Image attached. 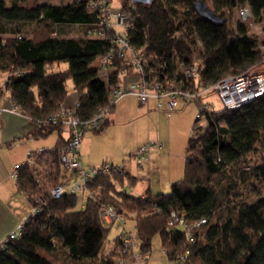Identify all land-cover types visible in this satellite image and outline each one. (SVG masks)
I'll use <instances>...</instances> for the list:
<instances>
[{
	"label": "trees",
	"instance_id": "1",
	"mask_svg": "<svg viewBox=\"0 0 264 264\" xmlns=\"http://www.w3.org/2000/svg\"><path fill=\"white\" fill-rule=\"evenodd\" d=\"M55 1L29 4V0H0V79L8 77V97L19 106L20 116L41 121L38 125L30 121L34 127L26 136L34 138L65 130L47 117L68 101L69 79L79 102L77 115L87 118L108 105L99 60L113 35L106 34L100 10L89 5L92 0ZM196 1L153 0L143 4L118 0L114 7L111 0L109 6L114 11L134 7L127 34L122 33L123 26L114 32L142 47L155 68L165 63L173 68L175 60L196 55L200 61L198 83L240 74L261 63L264 51L249 35L247 24L238 21L231 26L229 14L247 5L252 16L260 19L264 0H210L212 10L226 17L220 25L200 17L194 9ZM34 24L50 29L47 36L36 39L28 32L23 35V27ZM74 25L81 34L64 36L62 30ZM61 64L66 67L61 68ZM15 71L21 73L14 75ZM133 72L128 70L129 75ZM3 102L5 98L0 100ZM189 103L195 106L180 100L176 110ZM114 106L109 105L108 115ZM202 121L194 125V119L183 178L172 183L168 192L133 195L127 186H134L136 178L124 170L98 174L88 181L86 191L54 198L49 190L62 181L63 172L57 149L49 150L51 160L41 171L34 162L18 164L14 179L17 192L27 196L29 207L35 206L37 211L31 214L29 210L19 237L0 246V264H118L122 259L125 264L128 259L118 246L123 231L119 221L115 248L106 246L110 224L116 221L103 219L102 202L134 222L127 227L135 233L142 252L149 254L152 239L158 235L171 264H177L178 255L193 264H264V194L248 202L236 190L244 184L255 193L260 191L258 184L264 182V158L251 165L246 161L247 155L264 142V94L238 108L213 109ZM110 122L108 117L99 129L88 131L99 133ZM92 189L99 192L101 200L91 194ZM38 198L43 203H38ZM172 207L181 208L187 220L206 221L189 237L186 230L168 224Z\"/></svg>",
	"mask_w": 264,
	"mask_h": 264
},
{
	"label": "built area",
	"instance_id": "2",
	"mask_svg": "<svg viewBox=\"0 0 264 264\" xmlns=\"http://www.w3.org/2000/svg\"><path fill=\"white\" fill-rule=\"evenodd\" d=\"M111 0H92L90 6L100 10L103 17L102 27L106 30V34L113 35L110 37L109 48L101 56L99 60V74L103 79L108 90V105L99 109L90 117L82 118L77 115L76 111L79 107L78 98L75 97L72 102L64 101L57 109L51 112L47 120L60 123L66 128L68 135L61 143L58 153L59 161L63 172L74 175L70 183L60 181L57 185L49 190L52 197H59L66 192L86 191L88 181L102 173L117 172L121 173L125 170L122 163H113L109 158L105 157L98 166H84L80 159V144L86 133L91 129H99L108 119L109 105H115L118 100L127 96L134 95L140 102H147L149 98H153L157 108L165 107L167 111H175L180 100L193 102L196 106L194 125L206 120L208 114L213 110V105L204 98L210 91H214L220 98L222 108L234 109L238 108L255 98L264 94V59L261 63L254 65L240 74L227 75L214 82H197L199 72V62L197 56H193L187 60H175L174 67L168 68L165 64L155 68L152 60L148 58L143 48L136 46L128 41L119 31L114 30L120 26L122 33L127 34L131 27L134 7L128 5L120 8V10H112L109 6ZM238 15L242 19L252 16L250 8L245 5L238 9ZM101 33L102 29L100 30ZM114 32V33H113ZM162 67V68H161ZM132 68V75L128 74V70ZM156 69V70H155ZM19 71V70H18ZM20 74L15 71L13 74ZM8 78V77H7ZM7 78L0 79V100L6 102L0 103V115L5 112L22 115L19 106L9 100L10 90L7 88ZM29 121L40 124V120L27 117ZM195 127V126H194ZM157 144L155 140H149L138 146L135 150V157L139 160H145L149 157L151 149ZM31 151L28 156L31 155ZM30 165L33 164L31 158L27 159ZM12 169L10 177H17L16 167ZM127 191V190H125ZM91 194L101 200V195L95 189L91 190ZM25 202L29 205L27 196L24 197ZM38 203H43L41 198L37 199ZM102 217L106 222L119 221L122 224L123 231L120 233V242L118 243L120 251L132 258L137 263L144 262L148 257V253L141 250L136 251L133 247L136 239L133 233L126 225L127 217L125 214L107 203L100 205ZM31 214L37 211L35 206L30 208ZM168 224L172 228H182L186 230L189 237L192 236L193 230L198 228L206 221V218H198L187 220L184 212L179 207H172L168 211ZM27 216L18 224L15 230H12L0 242V246H5L6 242L12 238L19 237L23 228V223ZM115 248V244L113 246ZM112 248V250H114ZM111 251V250H110ZM123 259L118 264H123ZM177 264H193L183 255H178Z\"/></svg>",
	"mask_w": 264,
	"mask_h": 264
},
{
	"label": "crops",
	"instance_id": "3",
	"mask_svg": "<svg viewBox=\"0 0 264 264\" xmlns=\"http://www.w3.org/2000/svg\"><path fill=\"white\" fill-rule=\"evenodd\" d=\"M68 101L71 102L72 98H68ZM186 109L184 105L180 110L169 112L165 107L156 108L153 98L143 103L134 95L121 98L108 115L111 122L107 127L99 133H85L79 153L83 165L98 166L107 157L113 163H122L125 171L136 178V183L139 179L144 180L145 185L138 195L168 192L171 184L182 180L184 175L195 106L192 105L190 111L185 112ZM33 127L27 118L20 115L5 113L0 117V242L28 214L10 173L15 165L27 161V147L32 140L26 135ZM67 135V130L56 133L52 149L58 150ZM149 140L157 142L151 149L154 152H150L147 159L139 161L135 157V150ZM41 149L47 152L37 153L35 167L38 171L49 165L50 159L45 157L52 150L46 146V142L39 151ZM127 157L130 159L127 160Z\"/></svg>",
	"mask_w": 264,
	"mask_h": 264
},
{
	"label": "rangeland",
	"instance_id": "4",
	"mask_svg": "<svg viewBox=\"0 0 264 264\" xmlns=\"http://www.w3.org/2000/svg\"><path fill=\"white\" fill-rule=\"evenodd\" d=\"M35 1L36 0H29V4H33ZM51 1L57 2L55 0H51ZM112 2H113V6L116 7V5L118 3V0H112ZM206 3L211 8H213L212 5H211V1L210 0H206ZM229 15H230V24H231V26H235V24L238 21L245 22L247 24L249 35L251 36V38L256 39L260 50L264 51V13L262 14V17L260 19H256V18H254V16H251V17H249L247 19H242V18L239 17L237 9L233 10ZM7 27H8V25H6V28ZM7 29H9V28H7ZM49 30L50 29H48L45 26L38 27L37 25L34 24L30 28H26V27L24 28L23 27V35H28V34L30 35L31 34L36 39H40V38H43V37L47 36V34L49 33ZM27 32H28V34H27ZM62 33H63L64 36H79V34H81V30H80V28L78 26L74 25V26L68 27L66 29H63ZM8 34H10V33L9 32L6 33V35H8ZM198 46H199V44H198ZM65 67H66L65 64H61V68H65ZM67 85H68V88H70V91H69V94H68V98H70V97L74 98L75 93H74V90L72 89V81H71V79H69L67 81ZM204 101L211 102L212 105H213V109L222 108V103L220 101V98L217 95V93L214 92V91H210L209 94H207L206 97L204 98ZM191 106H192V104L189 103L187 105V109L185 110V112L186 111H190L191 110ZM198 124H200V123H198ZM202 126L203 127L206 126V122L205 121H202ZM65 131H66V128H65ZM200 132H201V129L197 130V132L194 134V136L198 135ZM190 133H191V126H190ZM45 138H48V139L45 140ZM53 138L55 140L56 133H51V134L47 135L46 137H39V138L31 137L30 140H32V143L29 145L31 147H29V146L27 147V148H29L27 150L28 152H27V155H26L27 159L31 158L34 163H37V159H38L37 153L40 152L39 148L42 145H45V142H46V146H48L49 149H52L53 142H54ZM80 147H82V141H81ZM30 151H31L32 154L28 156V153ZM152 152H154V151H152ZM150 154H149V156H150ZM41 157L43 158V156H41ZM45 158L50 159L49 156L45 157ZM262 158H264V142L262 144L261 143L258 144V149L254 153L252 152V153L247 155L246 161L248 162V164L251 165V164H254V163H257V162L261 161ZM129 159H130V157H127V160H129ZM126 163H128V162H126ZM41 164L44 165V162H41ZM73 178H74L73 174L67 173V172H62V181L63 182L66 181L67 183H70L73 180ZM144 185H145L144 180L143 179H139L138 182L134 186H127V190H128L129 193H131L133 195H138L141 192V190L144 187ZM258 187H259L260 191L255 192V193L253 191H251V188L249 187V185L247 186V185H244V184L239 185L236 188V190H238L239 192H241L243 194L242 198L244 200H246L248 202H253L258 197H260L261 195L264 194V182L261 183V184H258ZM167 191H169V189ZM78 198H79V205H80V203H81V194L78 195ZM21 199H22L23 203L25 204V205L23 204V206L25 207L26 212L29 213L30 207L25 202L24 197L22 195H21ZM133 224H134V222L131 221V219H129L127 221V226L128 225L131 226ZM119 230H120V225H119L118 221L114 222L113 224H110V230L108 232V236H107V239H106V246L107 247L113 246L114 238L118 234ZM64 238H65L66 242H69V238L67 237V235L64 234ZM133 247H134V249L136 251L139 250L137 240L134 241ZM126 258L128 259V261L125 260V264H171V260H169L167 258V256H166V254L164 253V250H163L161 242H160V237L158 235H155L153 237L151 250L149 252V257L144 262L137 263V262L133 261L132 258H129V257H126ZM71 264H76V263H72L71 262ZM78 264H85V263H78Z\"/></svg>",
	"mask_w": 264,
	"mask_h": 264
},
{
	"label": "water",
	"instance_id": "5",
	"mask_svg": "<svg viewBox=\"0 0 264 264\" xmlns=\"http://www.w3.org/2000/svg\"><path fill=\"white\" fill-rule=\"evenodd\" d=\"M135 3L150 4L153 0H131ZM194 9L197 14L203 19L220 25L226 21V17H221L219 14L215 13L212 8L203 0H198L194 3Z\"/></svg>",
	"mask_w": 264,
	"mask_h": 264
}]
</instances>
